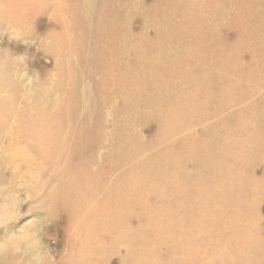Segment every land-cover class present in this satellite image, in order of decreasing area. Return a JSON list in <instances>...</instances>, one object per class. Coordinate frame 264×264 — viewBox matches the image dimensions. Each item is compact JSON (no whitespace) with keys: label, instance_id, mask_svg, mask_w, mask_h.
Listing matches in <instances>:
<instances>
[{"label":"rangeland","instance_id":"1","mask_svg":"<svg viewBox=\"0 0 264 264\" xmlns=\"http://www.w3.org/2000/svg\"><path fill=\"white\" fill-rule=\"evenodd\" d=\"M46 1L0 4V63L73 103L0 146V264H264V0Z\"/></svg>","mask_w":264,"mask_h":264},{"label":"bare ground","instance_id":"2","mask_svg":"<svg viewBox=\"0 0 264 264\" xmlns=\"http://www.w3.org/2000/svg\"><path fill=\"white\" fill-rule=\"evenodd\" d=\"M22 1H24V0H0V4H1L2 8H5L3 10H6V16L9 19V26L12 29L15 28V30H16L15 36H18V32L21 30L20 27L22 25L20 26V20L24 16H30V15L36 16L35 12L37 10H39V9H37L31 5L30 6L22 5L21 4ZM28 1H30L31 3L36 2L37 4L40 1L46 5V6H44V9L46 8L48 10L51 8V3H45V2H47L46 0H45V2L43 0H26V2H24V3H29ZM49 1H51V0H49ZM56 1L57 0H53V10H55L54 6L56 4ZM59 2H61V1H59ZM58 44H62V46L65 44V41L63 40V38L59 39ZM58 57L60 58V56H58ZM58 57H57L56 61L52 64L53 65L52 70L56 69L57 73L54 72V74H47L46 79L44 81L45 85L40 89V91L35 93L34 97L31 95V92L28 91V89L25 87L26 84L22 82L23 77L20 76L21 70H20L18 64L15 61H13V59L12 60L10 58L4 59L3 57H1V63H0V146L2 147L3 154H6L7 156L13 157L19 152V150L22 149L24 143H22V145L20 146L19 142L14 141V139H13L14 137H20L22 139V141H24V140L27 141V140L31 139V140H33L32 141L33 144H36V146L38 143H41L42 140L44 139L49 146L51 138L53 136H56V133H55L56 125L62 124V123H64V120H66L67 115H65V112L66 113L68 112V109L73 105V103L68 96V92H70V88L68 87V89H66V84H67L66 81L68 80L67 76H66V72L64 70L60 69L61 66L59 63L61 62V60ZM58 66H60V67H58ZM56 74H60V76L58 75L59 77L62 76L61 80H59V78H57ZM55 76H56V79H54ZM14 78H16L20 82L21 87H20V85L18 86V83L14 81ZM10 117H15V122L13 125H7L6 124V122L10 119ZM32 142H30V143H32ZM39 148L43 149V150L48 149V147L45 149V147L43 145L39 146ZM43 154L44 153L42 151L39 152V157L36 158L37 162H39V160L43 159V157H44ZM30 160H32V159H30ZM182 194H183V192H182ZM163 195H165V194H163ZM180 197H181V195H180ZM161 198H163V197H161ZM72 201L74 203L72 208H74L76 206H81L84 199H81V200L80 199H73ZM180 203H181V200H180ZM117 210H120V209H117ZM120 212H122V211H120ZM163 212H165V211H163ZM80 214L82 215V213H80ZM114 214L117 216L118 214H121V213H118V214L114 213ZM164 215L165 214H163L162 216L164 217ZM162 216L160 215V217H162ZM118 217H119V215H118ZM168 217L171 218V215L169 216V214H168ZM100 218L102 220L103 217L101 216ZM170 218H169V220H170ZM116 219L117 218H114V216H113L112 220H116ZM121 220L122 219L120 218V221ZM89 221L91 222L90 219H89ZM102 221H101V223H102ZM164 221H166V219ZM168 221H166V223H167L166 225H168V223H169ZM114 222L115 221H113V223ZM115 223L117 224L118 222H115ZM119 223H118V225H119ZM153 223H154V221H153ZM158 223H159V221H158ZM156 224H157V222H156ZM156 224H154V225H156ZM104 225H105V223H104ZM113 227H116V226H113ZM116 229H117V227H116ZM123 229L126 231L125 227ZM112 230H113L112 234H114L113 233L114 228H112ZM125 231H124V233H126ZM116 233H119V231ZM94 235H95V233H94ZM118 236L119 235H117V238H118ZM153 237H155V236L153 235ZM95 238H96V235H95ZM114 238L116 239V237H114ZM119 238H121V237H119ZM127 238H128V236H127ZM152 240H153V238H152ZM85 242H86V240H85ZM105 250L106 249L104 248V249H102V251H99L98 256L101 253L105 252ZM12 257H13V264H18L16 259H19V260L24 259V258H22V254L19 256L13 255ZM23 257H25V256H23Z\"/></svg>","mask_w":264,"mask_h":264}]
</instances>
